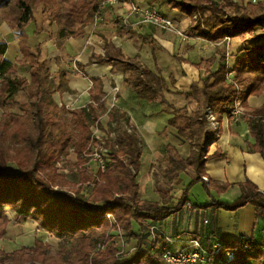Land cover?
<instances>
[{"label":"trees","instance_id":"trees-1","mask_svg":"<svg viewBox=\"0 0 264 264\" xmlns=\"http://www.w3.org/2000/svg\"><path fill=\"white\" fill-rule=\"evenodd\" d=\"M168 6L189 17L191 30L208 42H243L238 51L242 56L232 68L227 53L195 65L205 71L203 86L192 85L181 92L189 103L196 104L197 110L192 114L187 107L177 109L165 99V93L177 84L173 74L166 78L158 67V74L154 73L137 58L115 50L112 43L105 45V56L95 55L88 65H111L112 73L123 74L124 82L132 86L139 98L160 97L168 105L167 111L173 114L169 125L177 129L179 138L191 149L189 157L184 158L173 146L166 148L168 197L182 173L197 175L176 206L169 205L172 198L169 202L164 197V203L142 198L138 181L141 141L131 127L105 141L109 162L104 171L86 172L85 181L93 187L90 192L58 173L57 164L72 152L80 165L89 162L84 155L93 140L99 142L94 139L93 127L106 111L101 113L104 85L100 79L93 80L91 102L86 107H60L49 92L51 74L47 61L41 59V47L30 46L26 29L37 22L35 11L40 9L43 22L57 24L59 39L80 38L95 21L99 10L96 0H0V19L18 32L23 55L20 62L10 61L6 58L8 45L0 43V110L18 109L22 113L7 115L9 125L0 123V239H5L11 219L17 223L33 221L61 248L52 256L51 247L36 240L33 246L11 254L1 252L0 264H167L162 247L166 237L154 238L151 229L182 211L193 185L202 182L208 191L212 188L204 181L206 164L220 158L222 152L209 154L210 143H215L221 132L220 128L207 130L209 115L221 124L224 118L232 121L234 111L240 107L255 142L252 152L264 159V105L249 107L251 97L264 93V3L169 0ZM115 26L118 32L129 30L120 21ZM41 32L37 25L35 34ZM143 42L154 54L157 52L154 40ZM178 61L190 63L184 58ZM19 67L29 69L30 80L18 75ZM29 90V100H20ZM60 90L71 91L65 86H60ZM109 119L119 124L126 122L118 109L109 111ZM10 164H15L17 170L10 172ZM230 186L225 185L220 191ZM239 186L241 196L233 203L212 201L211 206L205 207L234 212L253 205L257 219L264 221V191L250 181ZM120 235L121 242L115 239ZM219 243L224 251L233 252L234 259L229 261L222 253L209 264H264V243L246 235Z\"/></svg>","mask_w":264,"mask_h":264},{"label":"crops","instance_id":"crops-1","mask_svg":"<svg viewBox=\"0 0 264 264\" xmlns=\"http://www.w3.org/2000/svg\"><path fill=\"white\" fill-rule=\"evenodd\" d=\"M133 1L145 6L146 2H151L153 0ZM234 1L239 3H249V0ZM260 1L264 3V0ZM168 2L169 1L167 0H161V12L176 20L178 26H183L184 28L191 27V19L178 13L176 10L170 9L167 5ZM129 10V1H123L121 5L105 10L104 22L100 23L98 28L100 30V53L95 55L105 56V45L107 43H112L115 46V50H121L128 58H137L143 66L147 67L154 73L158 74V67L161 70L162 75L166 78H168L170 74H173L177 78V84L175 87H170V90L165 93V99L177 109H182L189 103L181 92L188 91L192 85H197L199 87L203 86V80L206 78L205 71L198 70L195 65L200 64L213 56L219 58L220 54L227 53L228 64L230 68H232L242 56V54L238 52L239 49L243 47V42L240 39L211 43L199 37V35L192 30L190 34L184 33L185 40L177 37L173 39L168 36L160 37L158 31L149 26H144L138 30L129 27L128 31L118 32L115 23L120 21L122 24V18L129 12ZM37 22L33 23L35 26L33 34H31L30 31L27 32L30 24L26 29L29 43L32 38L45 33L41 32L39 35L35 34L37 24H39L38 26L42 29L44 23H46L43 22V18H41L38 23ZM0 25V43L8 45L6 58L14 63L16 61L20 62L23 59V55L20 50L18 32L12 30L10 26L1 19ZM57 34L58 29L56 35ZM84 36L85 34L80 37V39L71 38L72 40H68L66 48H70L71 50L70 52H67L66 49L65 55L74 56L75 53L77 55V48L80 49L83 47L85 41L83 39ZM144 39H152L156 42L158 50L155 54L151 47L143 42ZM217 47L219 50L223 49V52H216ZM228 49H231L232 53L228 52ZM176 50L181 54L179 53L180 55L176 56ZM58 53L59 51L57 50L56 54L49 56L47 59H50V57L54 55L58 56ZM191 54H193V58L191 57ZM170 56H172L171 59L176 65L174 66L175 71L173 73H169L167 70L165 71V68L161 63L162 61L167 60ZM178 58H184L190 63L179 62ZM77 70V72H68V80L70 81L68 87L71 90L69 94L77 92V94H80L81 96L80 99L77 100V103H83L86 101L87 96L89 97V101L87 102H91L90 90L93 87L94 79H100L103 82V92L106 97L112 93V90H121L118 111L120 116H125L124 120H130V124H133H131L132 128L136 130V134L141 141L142 167L138 176V181L142 198L144 200L160 203L165 202L164 197L167 198V201L172 198V200L170 199L171 202L169 200V205L174 206V192H171L170 197L167 195V189L169 186L166 188V186H162L163 183L155 186V181L151 179L155 166L162 165L164 170H166L167 166L166 159L165 162L157 161V152L166 149L168 146H173L184 158L189 157L191 152L189 144L185 143L182 139L181 140L185 145L182 144L183 146L180 148L175 147L172 144H166L163 147L162 141L159 139L160 133L173 127L169 125V121L172 119L173 114L167 111L168 105L163 104L160 97H155L151 100L139 98L133 91L132 86L124 82L123 74L112 73L111 65L93 64L89 68L86 67L85 69ZM80 73H84V77L87 78L90 83L89 85L79 76ZM173 92L175 94H173ZM169 95L172 97H181L183 105L177 106L172 102L173 99L169 98ZM102 105L107 108L105 100H103ZM193 105L196 104L193 103ZM262 105H264V93L261 96L251 97L249 99V107L252 109ZM3 113V110H0V118ZM112 124L117 125L119 123L114 122ZM173 128L177 131L175 127ZM219 128L221 132L218 140L215 143H210L209 154L213 155L217 150H220L222 156L210 160L206 164L205 178H207L208 181L204 180L208 185H211L213 190L216 191V196H214L213 199L222 203H233L241 196L242 192L239 185L246 181L254 183L260 190L264 191V159L260 154L252 152V146L255 142L250 135L243 114L238 121H235L234 119L230 121L227 118H224ZM144 161L147 162L148 168L147 170L142 171ZM163 164L166 166H163ZM184 175L191 177L192 181L197 178L195 173L187 171L180 175L178 182L181 181V177ZM143 179H145V182L142 185L141 182ZM225 185L231 186L225 191H220ZM175 187H177V185L173 186V191ZM188 200V203L181 212L169 218L160 226L162 235L169 238L171 241H163L162 247L165 250L173 252L181 251L188 248L193 240L200 241L204 246H210L217 241L237 239L241 235L249 236L260 244L264 243V221L257 219L256 208L253 205H247L232 212L223 209L217 210L212 207H205L211 206L212 203L210 202L205 205L194 204L190 199V193ZM28 222H26V225ZM30 226L31 231L37 232V228L32 224H30Z\"/></svg>","mask_w":264,"mask_h":264},{"label":"rangeland","instance_id":"rangeland-1","mask_svg":"<svg viewBox=\"0 0 264 264\" xmlns=\"http://www.w3.org/2000/svg\"><path fill=\"white\" fill-rule=\"evenodd\" d=\"M169 1V0H167ZM249 2H252L249 0ZM260 2L258 0L257 4ZM151 7L158 8L160 11V5H161V0H153L151 2H146ZM163 3V2H162ZM253 4V5H257ZM168 5V4H167ZM166 5V6H167ZM35 16L38 20V22L41 20L42 14L41 10L35 11ZM172 16V14H171ZM104 17V16H103ZM173 17V16H172ZM171 18V17H170ZM105 19V18H104ZM176 21V20H175ZM37 22V23H38ZM39 25V24H37ZM1 26V25H0ZM100 26V22H94L92 23L88 28L87 31L85 32V40L83 43L82 48H77V55L75 53L74 56H68L65 55V50L66 44L68 43V40H72L71 38H67L64 40H61L58 38V34L56 35L57 29L59 31V28L56 23L53 22H46L43 25L42 32L44 34H41L40 36L32 38L30 41V46L34 48L36 45L41 47V59L47 61V67L50 70L51 77L48 82V88L49 92L51 93V96L53 99L56 101V103L61 107L64 106L67 109L75 110V109H80L83 108L84 106L86 107L89 103V97H86V101L83 103H77L80 99V94H77L75 92L74 94H69L70 92H62L60 90V86L63 87H68L70 81L68 80V72L72 71H78L77 69H85L86 67L89 68L91 65H88L89 61L95 56V54H99L100 52V30L98 29ZM144 27V26H142ZM141 27V28H142ZM152 27V26H150ZM154 28V27H152ZM158 31L160 37L168 36L170 38H180L181 37L176 34V33H171V32H166L161 29L154 28ZM35 30V26L33 23H30L29 29L27 32H31L33 34V31ZM142 30V29H141ZM178 30L190 34L191 29L190 27H183V26H178ZM185 35V34H184ZM80 39V38H79ZM204 44V43H203ZM207 44V43H206ZM208 45V44H207ZM215 45V44H213ZM227 47V46H226ZM228 48V47H227ZM59 51L58 56L54 55L50 57V59H47L49 56L56 54V51ZM70 48L67 49V52H70ZM216 52L220 53L223 52V49L219 50L217 47ZM228 52L232 53V50L228 49ZM180 52L176 50V56L180 55ZM70 54V53H68ZM211 56V55H210ZM172 56H170L167 60L162 61V65L165 68V71L169 73H173L175 71L174 66H176L171 59ZM191 57L193 58V54H191ZM17 62V61H16ZM82 71V70H81ZM18 75L21 77H26L28 80H30V73L29 69L27 67H19ZM79 76L87 82L89 85L90 83L88 82L87 78L84 77V73H80ZM112 93L108 97H103L101 100V105L103 104V100L106 101V106L107 108L103 107L102 112L105 110V114H103V117L101 119V123H96L93 127V132H94V139H97L99 142L93 140L90 147L94 149L93 147L96 146H101V143H105V141L111 136L112 138H116L119 134L124 132L125 130L129 129L130 127L132 128V125L130 124V120L123 121V123L120 124H112L114 122H111L109 119V111L112 109H118V103L121 98V90L119 89L112 90ZM179 92V91H178ZM85 93V92H84ZM173 94H175L173 92ZM177 94V93H176ZM180 94V93H179ZM29 95H30V90L27 92V94H22L20 96V100H29ZM171 95V94H170ZM169 95V96H170ZM91 96V94H90ZM114 97V98H113ZM169 98H172V102L175 103L177 106H182V98L181 97H172L170 96ZM182 102V103H180ZM84 105V106H83ZM97 107L100 106V101L98 104H96ZM188 108L189 112L192 114L195 110H197L196 105L189 104L186 105ZM5 115L3 114L2 117L0 118V123L8 124L11 123L10 118L7 116L9 114H22L18 109H8L3 111ZM107 113V114H106ZM214 132V131H212ZM159 139L162 141L163 147L166 144H172L175 147L180 148L183 146L182 144L183 141L179 139L177 135V131L172 127L170 129H166L164 132L159 134ZM138 136V135H137ZM139 137V136H138ZM187 145V144H186ZM105 148V145H103ZM189 148V147H188ZM91 149V150H92ZM106 149V148H105ZM91 154V153H88ZM157 161L158 162H165L166 159V149H162L161 151L157 152L156 154ZM165 164H163L164 166ZM166 166V165H165ZM58 173L62 176H64L66 179H68L70 182H72L76 187H83L85 192H90L91 189L93 188L91 185H88L85 181V176L87 175L86 172H89L90 174H95L98 171V167L94 162H87L85 165H80L78 163L77 156L75 153H71L68 157L63 158L58 164ZM147 162H143V169L147 170ZM17 170V167L15 164H10L9 165V171L14 172ZM165 170L162 167V165H157L155 166V169L151 175V179L155 181V186L161 185L168 187L166 181H165ZM181 181H179L176 185L177 187L174 188V206L178 204L182 194H183V189L187 188L189 184L191 183L192 179L191 177L184 175L181 177ZM205 179V178H204ZM71 188V187H69ZM67 188V189H69ZM72 190V189H71ZM215 190L212 188L210 191L206 189V187L201 183L198 182L195 185H193L190 189V199L194 204L198 205H205L207 203H212V201H216L213 199L215 194ZM11 218V217H10ZM171 222V221H170ZM29 224V225H28ZM30 224H32L35 228H37V232H33L30 230ZM34 228V229H35ZM116 234V233H114ZM117 235V234H116ZM121 237V235H120ZM115 238L118 241H122L121 238ZM36 240H40L48 244L51 249L50 253H52V256L57 255V253L61 250L59 248V243L58 241L49 236L46 233H43L41 230H39L38 225L34 222H28L27 225L25 222L17 223L13 219H11L10 225L7 226V235L5 236V239H0V255L1 252H5L7 254H11L17 250H21L26 247H31L35 244ZM124 240V239H123ZM125 249V248H124Z\"/></svg>","mask_w":264,"mask_h":264},{"label":"built area","instance_id":"built-area-1","mask_svg":"<svg viewBox=\"0 0 264 264\" xmlns=\"http://www.w3.org/2000/svg\"><path fill=\"white\" fill-rule=\"evenodd\" d=\"M123 1L130 2L129 12L122 18V24L130 27L134 30L140 29L142 26H152L157 29L164 30L166 32L176 33L181 38L185 40V35L183 32L178 30L177 22L164 15L158 8L149 7L141 5L133 0H96L99 5V10L97 12L95 21L98 23L104 22V12L106 9L115 8L123 3ZM252 4H257L258 0H251ZM94 21V22H95ZM210 114V112H209ZM242 116V109L237 107L233 113V119L235 121L240 120ZM220 124L215 120L214 116L209 115V124L207 130L217 131ZM101 146L92 147L89 149L88 154L86 153L84 157L89 160V162H94L97 165L98 170L104 171L109 162L108 149ZM92 149V150H91ZM208 181L207 178L204 179ZM151 234L154 238L162 239L164 235L161 233V227L154 226L151 229ZM167 242H171L169 238H164ZM231 261L234 259V254L230 250L223 249V246L219 242H215L210 246H204L200 241L193 240L191 245L178 252H173L170 250H165L163 253L164 260L167 264H209L212 258L216 255L222 254Z\"/></svg>","mask_w":264,"mask_h":264},{"label":"bare ground","instance_id":"bare-ground-1","mask_svg":"<svg viewBox=\"0 0 264 264\" xmlns=\"http://www.w3.org/2000/svg\"><path fill=\"white\" fill-rule=\"evenodd\" d=\"M144 182H145V179H143V180H142L141 184L143 185V184H144Z\"/></svg>","mask_w":264,"mask_h":264}]
</instances>
